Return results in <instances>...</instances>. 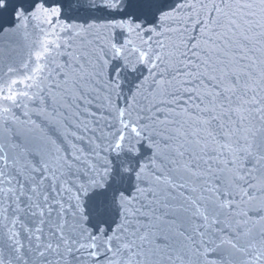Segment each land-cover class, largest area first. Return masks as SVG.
Wrapping results in <instances>:
<instances>
[{
  "label": "snow or ice",
  "instance_id": "6c2138e0",
  "mask_svg": "<svg viewBox=\"0 0 264 264\" xmlns=\"http://www.w3.org/2000/svg\"><path fill=\"white\" fill-rule=\"evenodd\" d=\"M0 264H264V0H0Z\"/></svg>",
  "mask_w": 264,
  "mask_h": 264
}]
</instances>
